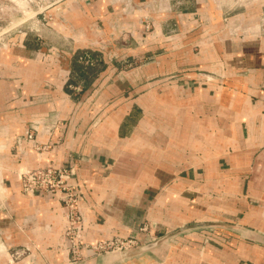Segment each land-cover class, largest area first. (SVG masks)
<instances>
[{
    "label": "crops",
    "instance_id": "crops-1",
    "mask_svg": "<svg viewBox=\"0 0 264 264\" xmlns=\"http://www.w3.org/2000/svg\"><path fill=\"white\" fill-rule=\"evenodd\" d=\"M84 1L76 16L86 21ZM190 2L125 0L130 11L151 9L152 3H163L161 13L173 7L164 18H173L167 29H127L132 40L126 52L149 58L128 71L120 68V58L88 44L59 48L35 42L13 45L10 54L0 50V120L13 107L23 112L10 130L7 121L0 135L9 131L10 141L22 133L26 118L46 122L37 130L39 141L50 143L40 163L76 168L87 219L83 242L112 235L143 242L137 231L143 223L154 236L186 222L220 220L225 226L216 231L239 235L230 242L218 237L201 250L178 255L185 260L175 263L264 264V28L257 27L258 19L264 25V0L223 15L217 11L220 0ZM93 3L95 17L112 25L104 33L120 32L113 20H136L137 10L121 14L120 1ZM100 31L81 35L99 39ZM72 35L77 37L65 33ZM83 53L87 62H78ZM74 77L82 90L72 96L68 85L76 83ZM29 97L38 101L24 107ZM55 111L62 121L57 126ZM16 150L9 153L14 165H37ZM9 173L7 188L0 184L6 197L0 237L11 247L32 249L16 261L4 256L0 264H129L166 245L124 258L81 248L80 257L73 258L63 238L62 203L46 193L22 194Z\"/></svg>",
    "mask_w": 264,
    "mask_h": 264
},
{
    "label": "rangeland",
    "instance_id": "rangeland-1",
    "mask_svg": "<svg viewBox=\"0 0 264 264\" xmlns=\"http://www.w3.org/2000/svg\"><path fill=\"white\" fill-rule=\"evenodd\" d=\"M65 0H0V50L5 53L8 52V54L11 53L12 46L17 47V44L26 45V46H32L33 43L41 44V45H49L53 44L56 47L64 48L65 46L71 45H77L81 46L83 44H88L92 47H96L101 49L104 54L111 58V59H119V66L125 71H128L132 66H134L138 62H147L149 60L146 56H131L126 52V47H128L129 43L131 42V36L127 32V29H130V25H132L133 28L141 29L142 27L146 30L150 29H156V28H168L167 24L171 23L172 19L166 20L164 18L171 16V12L173 11V7L170 6L169 10L167 12L161 13L159 11L161 4L158 3H152L151 9H140L136 8L133 11H130V6L125 5L124 2L120 5L121 14H132L135 10H137L135 19H121L116 20V22L113 20L116 25L114 27L116 30L118 29L119 33H110L107 34L104 33L103 28L109 29L112 25L106 27L105 25L107 22L99 21L97 17H95V9H97V6L95 3H93V0H81L86 2L85 5L88 8L87 11L89 14V19L84 21L80 18H77V8L80 10L79 1L80 0H73V5L70 6L68 4H64ZM110 1V0H109ZM190 3L195 2L194 0H189ZM220 10H217V8L213 7L220 13L225 14L226 12L230 13L231 11H240L245 6L244 5H235L233 2H228V0H220ZM83 2V4H84ZM240 3V2H239ZM244 3V2H243ZM78 4V6H77ZM242 4V3H241ZM189 6V5H188ZM192 6V5H190ZM244 6V7H243ZM178 7V6H176ZM67 10L68 14H64L63 11ZM146 10V11H145ZM72 11V14L70 12ZM227 13V14H228ZM68 15V17L66 16ZM255 14H252L250 18H254L253 21H256V16H253ZM92 18V19H91ZM95 18V19H94ZM259 20V19H258ZM257 24L261 23L258 22ZM100 22V24H98ZM245 22V21H244ZM243 22V23H244ZM112 23V22H111ZM254 24V23H253ZM252 24V25H253ZM259 26V25H258ZM257 26V27H258ZM237 26L230 27V29H233ZM253 28V27H251ZM97 29H101L100 31V38L99 39H87L83 38L81 33L82 32H89L91 34H96ZM73 33L74 35H77V37H67L65 36V33ZM57 51V50H56ZM151 58V57H150ZM77 61L80 62H87V55L86 54H80L77 57ZM95 70V69H94ZM90 73L92 70L89 71ZM89 77V75L87 76ZM76 83H71L68 85V88L71 90V95L74 96L78 94L81 89V83L80 80L77 77H74ZM38 100H34L32 97H29L28 104H26L24 107H32L34 102H37ZM23 108V107H22ZM20 113V114H19ZM54 113V111H53ZM57 115L52 118L55 122V125H60L62 121L59 118V111H55ZM19 117L23 116V112H21V109L17 107H13L12 113L4 117L5 121L0 120V128L1 127H7L5 123L7 121L10 125V128L8 126V130L13 128V125L17 122L16 120ZM1 118V117H0ZM46 120V119H45ZM42 118H30L27 119L24 123L21 122V127L23 126L22 133H17L13 136V139L9 141L8 139V133H4L0 135V184H3L4 186L8 185V182L4 179L7 175V173L13 174L17 180V172L19 169L24 170L25 167H29L26 165V163H19V164H13L11 161V157L9 156V153H17L16 147H15V138L19 137V135H22L25 133L27 129L31 130V125H36L39 127L43 126ZM25 158H33L32 156L26 155L23 156V159ZM9 173V174H10ZM7 188V186H6ZM23 194V193H22ZM6 200V197L4 195V190L0 189V207L4 205V202ZM210 221H206L208 223ZM211 222H217V223H223L220 220L217 221H211ZM194 222H186L185 224H182L180 226H177L171 230L162 232L160 234H156L154 236L150 235L151 231L147 224L143 223L139 227L146 226V229L144 231L140 230L139 227L137 231L139 233H142L144 237L146 238L145 241L140 242L136 239L133 235L128 236H122V237H128L133 238L135 240V243L133 245L127 246L126 248H121L120 250L114 251H108V252H102L100 255H106V254H114L118 251L128 250L134 247H138L143 245L146 242H150L152 240L157 239L158 237H166L165 240V247L163 249H160L158 252L150 253L149 255L142 256L140 259H137L136 261H131L129 264H153L152 260L156 261L157 264H165V261H163V257L168 255V262L167 264H176L175 262L178 261H184L185 259H177L178 255L180 256H186V254H189L190 252H193L194 249L201 250L203 247L207 245L209 241H213L214 239H220L224 238L227 239V242H230L231 237L234 236V234L239 235L236 233L231 232H225L222 230L223 228H220L216 231L215 227H202L201 229H198L197 227H194ZM224 234H226L224 236ZM216 235V236H215ZM1 236V235H0ZM112 236H118V235H112ZM220 237V238H218ZM24 246H10L7 245L4 240L0 237V258H3V256H9L10 259L13 261L19 260L18 258L23 257L26 254H29L31 252L29 247L28 250H25L23 254L20 256L13 258L11 254H13L18 249H24ZM162 254V256H161ZM165 260V259H164ZM12 261V262H13ZM11 262V261H10ZM191 264H193L192 261L188 260Z\"/></svg>",
    "mask_w": 264,
    "mask_h": 264
},
{
    "label": "built area",
    "instance_id": "built-area-1",
    "mask_svg": "<svg viewBox=\"0 0 264 264\" xmlns=\"http://www.w3.org/2000/svg\"><path fill=\"white\" fill-rule=\"evenodd\" d=\"M110 1H120L127 5L125 0ZM214 1L216 2V0H212V2ZM248 1L250 0H228V2H233L235 5H244ZM258 25L264 28L263 24L258 23ZM37 130L38 126L31 125V130L27 129L24 134L15 138V147L20 149L22 155L26 156L32 153V157L37 161V165L34 167H25L24 170H18L17 177L21 192L28 196L39 193L50 194L62 203L65 210L63 238L68 243L67 250L71 256L79 258L81 248L89 250L91 255H99L102 252L117 251L133 245L135 243L133 238L122 236L100 238L94 243L83 242V227L87 219L80 203V200L83 199V192L82 185L77 179L76 168L73 165L41 164V156L43 152L50 148V143L39 141ZM139 229L144 231L146 226L139 227ZM28 249L29 247L18 249L11 256L16 258Z\"/></svg>",
    "mask_w": 264,
    "mask_h": 264
},
{
    "label": "water",
    "instance_id": "water-1",
    "mask_svg": "<svg viewBox=\"0 0 264 264\" xmlns=\"http://www.w3.org/2000/svg\"><path fill=\"white\" fill-rule=\"evenodd\" d=\"M194 227H220V226H225L224 223H217V222H208V223H202V224H193ZM167 238L162 236V237H158L155 240L150 241L147 244H143L141 246L138 247H134L128 250H123V251H118L114 254H118L120 257H129V256H134L136 254H140L143 253L155 246L160 245L161 243H163Z\"/></svg>",
    "mask_w": 264,
    "mask_h": 264
},
{
    "label": "bare ground",
    "instance_id": "bare-ground-1",
    "mask_svg": "<svg viewBox=\"0 0 264 264\" xmlns=\"http://www.w3.org/2000/svg\"><path fill=\"white\" fill-rule=\"evenodd\" d=\"M1 132H3V131H1ZM29 159V158H28ZM7 190V189H6ZM7 192V191H6ZM37 196V195H36ZM4 257V256H3ZM54 258H56V257H54ZM1 260V259H0ZM12 262V261H11Z\"/></svg>",
    "mask_w": 264,
    "mask_h": 264
}]
</instances>
